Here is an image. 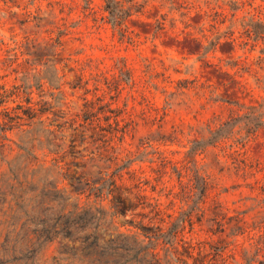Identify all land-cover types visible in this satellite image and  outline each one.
Masks as SVG:
<instances>
[{
    "label": "rangeland",
    "instance_id": "rangeland-1",
    "mask_svg": "<svg viewBox=\"0 0 264 264\" xmlns=\"http://www.w3.org/2000/svg\"><path fill=\"white\" fill-rule=\"evenodd\" d=\"M114 3L131 10L117 25ZM1 99L0 124L21 119L0 131V179L48 168L108 215L85 235L144 240L184 220L167 246L178 264L264 255V0H0ZM78 181L117 191L79 195ZM82 248L60 237L0 264H95Z\"/></svg>",
    "mask_w": 264,
    "mask_h": 264
},
{
    "label": "trees",
    "instance_id": "trees-1",
    "mask_svg": "<svg viewBox=\"0 0 264 264\" xmlns=\"http://www.w3.org/2000/svg\"><path fill=\"white\" fill-rule=\"evenodd\" d=\"M107 10L113 25H117L120 22L118 20L129 16L131 12V10L120 11L118 3L108 5ZM5 113L9 121L3 126L0 124L1 132L11 129V127L7 128L9 123L13 124L16 119H21L19 116H11L9 112ZM24 114L28 118H34L32 114ZM31 133L36 135V130L27 132V134ZM50 142L51 140L47 138L48 145ZM39 143L43 144L42 141ZM21 148L31 155L27 148ZM49 172L50 170L43 166L31 169L29 163L26 164L24 161L23 167H18V164L14 165V168L10 169V174H5L0 179V252L4 255L23 251L34 256L41 251L44 245L61 237L71 242H79L83 247L80 252L86 253L89 262L93 261L95 264L179 263V258H170L167 246L172 247L176 244L179 229L184 228V220L175 224L167 234H164L159 227H144L146 232L144 240H140L137 236L124 234L112 236L108 241L98 236H87L85 233L93 229L98 230L106 222L108 215L92 205L82 206L80 203L70 202L71 197L66 194V191L60 189L56 183L49 181ZM197 178L196 176V181ZM86 186L78 181L73 188L76 194L89 193V196L95 195L97 198H102L105 194H114L117 191L114 183H111L110 187H90L89 183ZM197 188L200 196L203 197L206 187H201L197 183ZM114 200L116 202L115 212L111 216L124 214V211L118 209L119 199ZM156 215L159 216L160 212L156 211ZM31 225L35 228L31 229ZM160 244L164 245L166 251L164 257L157 249ZM186 252L189 258L193 256L188 249ZM261 252L262 249L258 248L255 258L247 259L246 264L254 262L264 264V261L259 259L260 256H264ZM173 253L178 254L177 250ZM221 253L223 249H218L217 255Z\"/></svg>",
    "mask_w": 264,
    "mask_h": 264
}]
</instances>
